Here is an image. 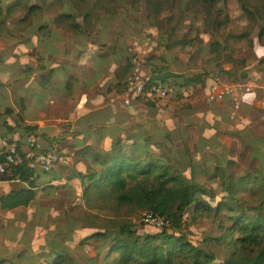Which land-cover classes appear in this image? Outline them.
<instances>
[{"label":"trees","instance_id":"1","mask_svg":"<svg viewBox=\"0 0 264 264\" xmlns=\"http://www.w3.org/2000/svg\"><path fill=\"white\" fill-rule=\"evenodd\" d=\"M228 1L0 0V40L7 47L3 51L14 49L12 55L25 59L26 65L33 58L42 62L44 53L34 46L22 54L17 48L22 33L35 30L51 33V28L55 27L72 33L73 38L88 35L91 40L96 34H108L112 30L123 40V29L128 25L133 33L144 34L159 42L168 34L160 16L171 6L193 16L202 12L203 16L197 18L200 23L193 25L199 34L206 35L212 53L203 72L173 71L171 63L180 57L172 51L171 57L157 53L153 45L148 51L151 54L141 61L142 73L150 77L148 85L162 81L176 84L175 107L179 106L181 112L186 113V109L192 107L198 88L205 90L204 102L194 106L197 121L188 124L190 135L184 139L178 130L183 125L181 121L173 128L165 121L147 129L137 123L126 126L127 122H136L137 116L117 103H109L100 115L89 110L97 102L108 101L114 93L125 90L127 76L137 59L133 49L138 47L132 40L125 46L116 40L99 44L101 55L113 59V82L98 94L97 101L90 100L83 106L81 112L89 113L74 127L65 123V126L60 125L59 133L45 135L48 150L68 149L73 157L71 174L60 175L58 178L62 182L49 180L43 184L29 165L25 141L20 140V163L13 166L7 176H0L4 180H18V189L0 197L1 206L7 211L29 209L27 214L19 213L17 222L19 232L24 229L32 243L46 241V237L37 236L41 227L39 217L45 216V212L37 208L43 198L60 187L69 186L68 182L76 181L83 189L88 205V211L78 217L85 232L75 252L63 250L52 260L43 257L27 260L24 264H92V260L94 264H264V136L258 135L253 126L244 127L245 117H248L249 125L255 123L250 110L259 98L264 97V88L252 92L254 87L249 91L235 117L230 115L229 103L208 101V90L217 79L234 83L255 76L256 81H264V58L258 59L253 72L248 66V56L231 43L247 41L254 50L264 51V0H238L248 19V28L240 32L230 29L234 18L226 8ZM38 16L41 18L34 19ZM170 29L173 34L174 28ZM210 30L223 41L214 37ZM171 34L164 44L166 49L184 45L191 58L198 57L201 47L192 52L194 42L184 37L171 40ZM37 69L44 71L48 65L40 63ZM38 80L50 88L53 69L47 77ZM73 85L69 80L67 88ZM142 102L148 107L162 103L160 99L138 95L131 105ZM163 104V111L174 116L180 114L173 106ZM212 105L223 106L219 114L229 109V119L221 115L216 119L211 117ZM22 106L18 111L10 106L6 108L4 114L15 120V124L4 121L6 132H12L13 125L23 127L25 133L39 132L38 124H26L24 103ZM221 120L231 125L233 135H249L252 159H257L258 165L253 160L247 169L231 170L234 163L239 162L231 157L233 150L229 137L218 134L219 124L211 123ZM201 125L208 127L210 132L205 134ZM160 132L164 135L160 136ZM3 136L8 137L7 134ZM221 159L225 160V165ZM71 192L72 195L75 193L72 189ZM93 208L107 211L109 215H104L101 210L93 212ZM128 209L166 215L171 224L156 227L143 222L140 217L130 220L118 215ZM50 211L53 219L48 221L53 222L54 238L60 242L73 224L62 211ZM205 218L216 222L208 231L198 233V223ZM54 221H60L62 225L57 226L58 222Z\"/></svg>","mask_w":264,"mask_h":264},{"label":"rangeland","instance_id":"2","mask_svg":"<svg viewBox=\"0 0 264 264\" xmlns=\"http://www.w3.org/2000/svg\"><path fill=\"white\" fill-rule=\"evenodd\" d=\"M226 8L228 10V13L234 18V22L230 25V29L236 32L243 31L248 28V19L245 16L241 6L239 5L238 0H230L228 1ZM203 16L202 12L197 13L196 16L182 13L179 11L178 7L171 6L170 10L164 13L160 16V20H163V28L165 26V30H167L168 34L164 35L159 42L155 41L153 38L148 37L144 34H136L133 33L132 29L125 25L123 29V35L125 38L122 40L119 36H116L114 32L111 30L108 34L101 35L96 34L94 37H92L91 40L88 39V36L85 35L80 39L78 46H87L93 40L98 41V48L99 42H111L113 40L118 41L122 45H126L128 40H132L135 45L138 47L137 49H133V51L136 53L137 58L140 61H144L146 56L151 54L148 51L152 48V45L154 46L157 53L169 55L171 57L172 53L178 55L180 59L173 61L171 63V69L178 73H189L192 70H196L199 72L204 71V67L209 64L210 57H211V50H210V42L207 40L206 35L199 34L198 29L196 28V25L194 26L193 23H200V20H197V18H201ZM41 16L35 17L34 19H40ZM170 27L174 28L173 34H171ZM51 33H42L39 30H35L30 36V40L34 42H43L44 37H46L47 43H53L56 42L57 45H67L68 49L70 46H73V35L72 33L64 32L63 30H59L55 27L51 28ZM210 33L218 38L219 40H222V37L220 35H217L213 33V30H210ZM171 34V40H175L176 38H188L190 42H194L195 45L192 48V52H195L194 50L196 48H202V50L198 53V57L191 58L190 55L187 53L184 45L176 46L172 48L171 50H168L164 47V44L168 42V36ZM127 38V39H126ZM78 39H76L77 41ZM23 41H27L25 38ZM232 45L235 48H239L241 50V53L248 56V66L252 68L253 72H255V69L258 65V59L264 58V51H258L254 50L251 45L247 41L243 42H231ZM92 44V43H91ZM6 47V43H4L2 40H0V48ZM84 50V51H81ZM12 51L14 49L10 48L7 52L0 57V96L4 98H10L13 103H15L18 107H21L22 103V97L24 98L25 106H26V115L30 121H35L38 118L39 114V108L40 103L44 100L45 95L49 94L45 86L41 85L38 78H44L47 77L49 72H47V69L44 71H38L35 78L33 79V73L34 67L37 65L38 62L35 63L34 67L31 68V66L26 65L25 67H30L29 69H26L27 73H25V77L22 79H17V75L19 73V70L17 69L16 65L10 61V56H12ZM172 51V53L170 52ZM2 52H4L2 50ZM1 52V53H2ZM80 53L79 56L77 54ZM76 56L74 63H77V66L74 67V64H71V62H66L62 59H57V61H54L50 64V69L57 70V73L60 74V78H57L59 74L55 73L53 74V80H52V90L51 93H54V91H60L63 93V95L66 94L68 89L65 87V84L67 82L66 74L65 72H68L69 75L74 76L76 73L80 75L85 83L93 82L96 77L95 73L92 69V64L97 56V50H96V44L94 43L91 47L87 48H77L76 49ZM259 57V58H258ZM25 59H23L24 63ZM46 61V60H45ZM227 66H231V64H228ZM73 68L76 70L74 73H70V69ZM27 75V76H26ZM256 75V73L254 74ZM76 79V78H75ZM252 81L255 82V88L252 92L256 91L259 88H264V81H256L255 76L250 78ZM32 80V81H31ZM50 88V89H51ZM56 94H49L48 98L49 100L55 101L56 100ZM201 94V96H205V90L201 91V89L197 90V95ZM52 97V98H51ZM196 98V97H195ZM7 99V100H10ZM10 101V102H11ZM50 102V104H51ZM9 102L6 103L8 105ZM192 107L186 109V113L183 111H180V107L178 106V110L180 111V115L184 117V124L186 126V129L188 130L190 125H188L192 120H196L194 109H195V103H191ZM218 108H223L222 105H216ZM50 108V106H48ZM227 107V106H226ZM70 108V107H69ZM176 108V107H175ZM251 118L254 120L253 125H249V119L248 117H245V124L246 126H253L255 131L258 132V135L264 136V97H261L258 99V101L251 107ZM221 112V110H220ZM259 113V114H258ZM58 116L63 115L61 112L56 113ZM218 115L224 116L229 119V109H227L223 114H219L218 112H213L211 114V117L217 118ZM10 118V115H7L5 118H2L0 122H3L5 119ZM13 124H15V120L11 119ZM62 121L65 123H68L67 126H73L72 120H69V116L63 117ZM61 121V122H62ZM59 122V121H58ZM233 122V121H232ZM72 123V124H71ZM213 125L219 124L218 134H223L229 137V145L230 148H232L233 153L231 154L232 158H235L238 160L239 163H234L231 170L237 171L239 169H247L249 168V164L251 161H257V159H252L253 150H251L249 146V135H233L232 127L231 125L224 120H221L219 123L215 121H211ZM248 124V125H246ZM191 128H194L191 127ZM201 128L204 130L205 134H208L210 132V129L208 127H205L201 125ZM4 131H7L6 128H3ZM239 130V129H237ZM226 132V133H225ZM9 135H12L11 133ZM174 155H176V151L173 152ZM210 153H208L209 155ZM210 157V155H209ZM208 159V158H207ZM221 163L225 165V160L221 159ZM258 165V161L255 163ZM214 168V165L212 166ZM72 169H65V168H58L53 172H45L40 166H38L35 171L36 175L39 176L40 181L45 184L49 180H55V178L61 175L69 176L71 174ZM59 180V179H58ZM59 182H62L61 179ZM67 187H60L58 188L53 194H51L49 197L43 198L40 201V204L38 205V210L41 212H45L44 217H39L43 219L52 220V212L50 210L57 209V211H62L64 217H70L68 222H70L72 225L71 231L67 232V234L64 236V239L62 240L67 241L70 244H73V242L81 241L82 234L85 232V229L82 227V222L78 220V217H81L84 212L88 211V205L85 203L84 195H83V189L79 186V184L76 181L68 182ZM19 186V185H18ZM209 186H211L209 184ZM73 187V188H71ZM75 191V193L72 195V192L70 190ZM214 190V189H213ZM9 191H11V185L5 181H0V196L7 194ZM40 191V189H38ZM45 207V208H44ZM23 210V208H22ZM26 212L29 213V209ZM93 212H100L101 209L99 208H93L91 209ZM7 211V210H6ZM18 212L21 211V209L17 210ZM104 215H109L107 211L101 210ZM66 212V213H64ZM46 213L48 214L46 216ZM118 215L130 219V220H139L141 213H139L136 210H123ZM214 219L205 218L199 221L198 233H202L205 231H208V229L211 228V225L215 224ZM47 220L44 221V224L41 222L40 224V230L38 232V237H46V241H35L32 243V247L28 250L27 253V260H34V259H42L39 258L38 253H45V257L47 260H52L60 251L64 250V246L61 242H57L54 238L53 234H56V231H53L52 228V222H50L48 225L46 224ZM7 224L4 220L2 221L3 227ZM62 225V223H58L57 226ZM70 252V251H68ZM92 264L93 260L91 261Z\"/></svg>","mask_w":264,"mask_h":264},{"label":"crops","instance_id":"3","mask_svg":"<svg viewBox=\"0 0 264 264\" xmlns=\"http://www.w3.org/2000/svg\"><path fill=\"white\" fill-rule=\"evenodd\" d=\"M21 40L20 42L17 44V48H19L20 50H22V54L24 52L27 51L28 48H32V47H37L38 50H41L44 53V60L42 62H39L38 59L33 58L30 59L28 66L30 65L31 68L34 67L35 63H37V65L34 67V71L35 73H33V79L35 78L36 74L38 73V69L37 66L41 63V64H47L48 65V69L47 72H50V64L54 61H57V59H62L65 60L66 62H71V64H74V67L77 66V63H74L75 60V56H76V49L77 48H87V47H91L94 43L96 45H98V41L93 40L90 45L88 44L87 46H78L75 47L76 45H79L78 42H80V39H78L76 41L77 38H74L75 41H73V46H70L69 49L67 47V45H57L56 42L53 43H47L46 42V37H44V41L43 42H34V41H30V36L32 35L31 32H26L25 34H21ZM43 35V33H42ZM88 36V35H87ZM27 39V41H23L24 39ZM82 39V38H81ZM114 41V40H113ZM111 41V42H113ZM102 42H99V44ZM7 47H1L0 48V52L2 50H5ZM97 49L99 50L97 52V56L95 57L93 64H92V69L95 73V77L96 79L93 82L90 83H85V81L83 80V78L78 75L77 73L72 76L69 75L68 72H65L66 74V78L64 80L67 79V82L65 84V87L67 88V83L69 82V80H72L74 85L68 87V91L66 92L65 95H63V93H61L60 91H54V93H51L50 91L52 90V86L50 88H48L49 90L48 93L49 94H57V96L55 97L56 100L55 101H50L48 98V95H45L44 100L40 103V108H39V116L35 121H30L26 115V106H25V102L24 100V106H25V115H26V124H38L39 125V131L43 130L44 132L41 131V133L45 135H54L59 133L60 130V125L64 124V122L62 121L63 117H65L66 115L69 116V120H72L73 122V127L75 126L76 122L79 120H82L83 117H86V115L89 113L87 112L82 113L81 109L83 108V106H86L89 104L90 100H94L97 101L98 98V94H101L108 86V84L110 82H113V75L111 74L112 68L114 66V62L111 56H103L101 55V51L100 49L97 47ZM6 51V50H5ZM4 51V52H5ZM84 51V50H81ZM3 53V52H2ZM0 53V55L2 54ZM81 52H79L77 54V56L80 55ZM100 55H99V54ZM10 61H12V63L16 64L17 69L19 70L18 73V77L17 79H22L23 77H25V73H27L26 69H29L30 67H25L26 64L22 63L23 58L20 57H15V56H10ZM46 60V61H45ZM76 72V70H74L73 68L70 69V73H74ZM57 73V70L53 69V74ZM190 73V72H189ZM59 74V73H57ZM27 76V75H26ZM54 77V75H53ZM57 78H60V74L57 76ZM76 78V79H75ZM32 81V80H31ZM201 89V88H198ZM197 89V90H198ZM202 91V89H201ZM210 91V88L208 90V92ZM197 93V92H196ZM118 93H114L113 95H111L108 99V101H102V102H97L95 105L90 107V111L94 112L98 115L103 114L105 108L109 105V103H117L118 105L124 107V110L127 111H131V113L135 114L137 116V120L136 122H127L126 126H130L134 123L140 124L143 127L149 129L152 127V125L155 126V124L157 122H169L171 124V128L175 127L173 126L176 122H183V125L178 129L180 132V135L184 138L187 139L190 135V130L186 129V126L184 124L185 120L184 117L180 114L174 116L169 112H165L162 110V108L165 106L163 103L169 104L170 106H173L175 108V106H177L176 104V99L174 100V102L170 103V102H162V103H157V106L155 107H151V106H147L145 105L143 102L142 103H138L134 106H128L124 103L123 99L121 98H117L115 101H111L110 98L114 95H116ZM52 98V97H51ZM203 96H201V94L197 95L196 98L194 99L193 103H200V102H204V100H202ZM10 98H4L2 96H0V120L2 118H5L7 116V114H4L6 111V108L8 106L14 108V111H18L20 110L23 106L21 105V107H18L15 103H13L10 100H7ZM11 101V102H10ZM21 101V103H22ZM9 102L8 105H6V103ZM51 102V104H50ZM22 103V104H23ZM134 104V103H132ZM50 106V108L48 107ZM213 106V112H220V110H222V108H218L216 105H212ZM70 107V108H69ZM123 110V109H122ZM176 110H178V107H176ZM57 112H61L63 113V115H57ZM11 118V117H10ZM10 118H7L5 120H9L10 122H12L10 120ZM4 120V121H5ZM3 122H0L1 126H0V136H3L4 134H7L8 137L11 138H17L20 140L25 141V131L23 130V127H19L17 125H13L14 127L8 132L4 131L3 128H6V124ZM59 121V122H58ZM62 121V122H61ZM12 134V135H8V134ZM164 132H160V136H163ZM46 139V137H45ZM25 144V143H24ZM45 146H47V141ZM26 147V146H25ZM61 168V167H60ZM59 168V169H60ZM65 169H70V168H65ZM61 175V173H60ZM59 178H55L54 181H59ZM5 181L7 183H9L11 185V190L14 189H18L19 188V184H18V180H4V179H0V181ZM1 197V196H0ZM21 209L20 212H18L17 210ZM18 209H14L11 211H6L4 209H2L1 206V201H0V264H24L25 262H27V253L28 250L32 247V242L31 240L29 241L27 238V233L24 231V229H22L21 232H19V223L17 222L19 213H26L27 214V208H18ZM7 222V224L3 227L2 225V221ZM47 220V225L50 223L48 221V219H40V222L42 224H44V221ZM54 222H58L60 223V221H54ZM53 224V222H52ZM64 239V238H63ZM62 239V240H63ZM60 241L62 243V245L64 246V250L65 251H70V252H75L77 250L78 244L80 243V241L78 242H73V244L68 243L67 241ZM40 258L45 257V253H38Z\"/></svg>","mask_w":264,"mask_h":264},{"label":"built area","instance_id":"4","mask_svg":"<svg viewBox=\"0 0 264 264\" xmlns=\"http://www.w3.org/2000/svg\"><path fill=\"white\" fill-rule=\"evenodd\" d=\"M134 67L126 79V88L110 98L115 101L117 98L123 99L128 106L132 104L134 97L140 95L144 98H157L161 102H174L176 97V84L174 82H158L148 85L150 77L144 75L141 70V61L134 60ZM255 87L252 80L243 82L228 83L217 79L210 86L208 94L209 102L229 103L230 115L235 117L244 102L246 95ZM46 139L43 133L30 131L25 134V153L30 158L29 165L36 169L40 166L45 172H53L58 168H71L73 157L68 149H50L45 146ZM22 142L20 139L0 136V176L5 177L12 172L13 166H17L21 161ZM140 219L156 227H167L171 220L166 215L154 211L141 212Z\"/></svg>","mask_w":264,"mask_h":264},{"label":"water","instance_id":"5","mask_svg":"<svg viewBox=\"0 0 264 264\" xmlns=\"http://www.w3.org/2000/svg\"><path fill=\"white\" fill-rule=\"evenodd\" d=\"M41 131L44 132L43 130H41ZM41 131H40V132H41Z\"/></svg>","mask_w":264,"mask_h":264}]
</instances>
